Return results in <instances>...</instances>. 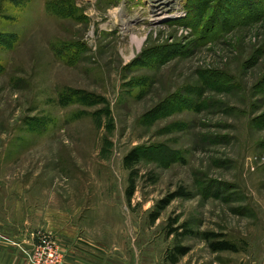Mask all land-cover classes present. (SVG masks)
Here are the masks:
<instances>
[{"label": "rangeland", "instance_id": "obj_1", "mask_svg": "<svg viewBox=\"0 0 264 264\" xmlns=\"http://www.w3.org/2000/svg\"><path fill=\"white\" fill-rule=\"evenodd\" d=\"M0 243L264 264V0H0Z\"/></svg>", "mask_w": 264, "mask_h": 264}, {"label": "trees", "instance_id": "obj_2", "mask_svg": "<svg viewBox=\"0 0 264 264\" xmlns=\"http://www.w3.org/2000/svg\"><path fill=\"white\" fill-rule=\"evenodd\" d=\"M140 161V156L136 151H133L131 154H129L125 160H124V166L129 170V171H133V168L136 164H138ZM135 181L133 179H131L130 181V185H129V189L127 191V198L128 200H131L132 197L134 196L135 193ZM187 195L184 194L182 191L177 192L175 195H173L172 198H177V197H186ZM158 217H156L157 219ZM155 219V220H156ZM210 237H216L215 235H210ZM211 249L214 252H223V251H231V252H237V248L232 245L231 243H229L228 241H220V240H216L213 241L211 244ZM176 255H178L179 257L182 256H186V254H188L189 250L187 248H183V247H177L175 249ZM172 262L174 264L178 263V257H173Z\"/></svg>", "mask_w": 264, "mask_h": 264}, {"label": "crops", "instance_id": "obj_3", "mask_svg": "<svg viewBox=\"0 0 264 264\" xmlns=\"http://www.w3.org/2000/svg\"><path fill=\"white\" fill-rule=\"evenodd\" d=\"M63 240H64L63 242L64 248L67 246L69 249L71 245L70 240L67 239H63ZM65 251H67L66 248ZM75 256L78 257L79 261L74 262V264H81L82 263L81 255L74 254V257ZM17 262H18L17 248L10 244L0 243V264H17Z\"/></svg>", "mask_w": 264, "mask_h": 264}, {"label": "built area", "instance_id": "obj_4", "mask_svg": "<svg viewBox=\"0 0 264 264\" xmlns=\"http://www.w3.org/2000/svg\"><path fill=\"white\" fill-rule=\"evenodd\" d=\"M51 258H54V253H52V251L50 252V255H49Z\"/></svg>", "mask_w": 264, "mask_h": 264}, {"label": "bare ground", "instance_id": "obj_5", "mask_svg": "<svg viewBox=\"0 0 264 264\" xmlns=\"http://www.w3.org/2000/svg\"><path fill=\"white\" fill-rule=\"evenodd\" d=\"M127 26H129V25L126 23L125 26H124L123 28H127ZM129 30H130V28H129ZM132 56H133V55H132ZM132 56H131V57H132Z\"/></svg>", "mask_w": 264, "mask_h": 264}]
</instances>
